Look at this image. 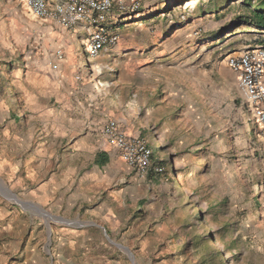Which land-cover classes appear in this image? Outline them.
<instances>
[{
  "label": "rangeland",
  "instance_id": "1",
  "mask_svg": "<svg viewBox=\"0 0 264 264\" xmlns=\"http://www.w3.org/2000/svg\"><path fill=\"white\" fill-rule=\"evenodd\" d=\"M131 1L114 0L109 19L125 20L120 7ZM145 1L138 13L148 11L149 17L131 35L138 45L132 64L144 67L149 82L141 96L147 104L129 116L147 121V134L158 141L161 153L149 176L161 179L165 231L161 236L145 231L143 204L134 198L122 204L118 183L110 193L116 195V210L96 211L92 218L84 214L77 223L53 218L43 228L39 251L29 249L28 262L21 254L22 264H264V139L249 121L235 75L225 63L228 55L264 44V35L236 24L245 14L243 0H148L153 4L143 8ZM84 31L35 18L23 0H0V66L12 64L10 73L0 68V197L11 207L29 208L30 194L58 168L37 150L48 132L65 131L67 76L85 61L89 74L79 82L86 88L78 114L94 117L110 103L111 80L128 66L124 57L89 59ZM123 126L126 132L133 129ZM141 137L149 142L147 135ZM108 196L101 194L88 205ZM46 197L60 208L63 197L51 192ZM152 209L157 212L155 205ZM212 239L211 253L219 248L225 257L208 255L203 242Z\"/></svg>",
  "mask_w": 264,
  "mask_h": 264
},
{
  "label": "crops",
  "instance_id": "2",
  "mask_svg": "<svg viewBox=\"0 0 264 264\" xmlns=\"http://www.w3.org/2000/svg\"><path fill=\"white\" fill-rule=\"evenodd\" d=\"M148 3V0L145 1L143 8L153 4ZM148 15V11H143L134 14L132 19L125 15L124 21L108 19L106 25L111 31L118 34L119 41L116 46L103 52L99 59L104 61L105 56L113 59L124 57L129 63L124 71L119 73L118 78H114L113 81L110 79L112 86L110 88V103L102 104L100 110H95L97 115L93 117L92 114H89L87 118H84L78 114L79 109L80 111L84 110V102H81V98L86 88L79 82L89 74L86 71H89V68L86 69L84 66L85 61L76 67V72H71L67 76L68 81L64 85L63 91L65 92L64 97L69 98L64 102L68 115L66 122L61 126L65 131L61 135L48 132L38 144L37 150L40 155L44 153L47 159H54L58 162L56 172L42 183L36 192L30 194L27 204L30 206L29 208L11 207L9 203L6 204L3 197H0V264H22L19 257L23 253L26 254L25 261L28 262L29 249H33V252L39 251L38 245L43 239V228H47V222L52 223L53 218L58 221L64 220L67 223H77L84 214L92 218L96 211L103 213L105 209L116 210V195L110 193L118 183L123 185L120 195L122 204L127 200L132 201L133 198L137 204H143L142 213L144 216H142L141 225L145 231H148L150 235L158 236L164 233V228L160 226L163 214L161 213L162 202L157 185L161 181L160 177L150 175L146 178H139L126 166L119 155L107 146L102 135L105 125L110 120H115L123 128L124 124L133 126L132 131L127 129L128 134L132 136L147 135L154 152L153 159L161 153L156 151L159 148L158 141L152 140L151 135L147 134L148 122L141 119L138 121V115H135L134 118L129 116L147 104L141 103V96H143L144 87L149 85V82L144 80L145 72L144 69H141L144 67L137 68L132 64L133 60H137L135 49L138 48V45H133L135 41L131 32L142 29L145 25L142 24V21L146 20ZM160 19L163 20V17ZM259 46L264 47V44H259ZM122 54L126 55L122 56ZM60 59L58 61H63V58ZM109 65L110 63L107 64V67ZM81 69L83 70L81 71ZM74 76L76 77L74 78ZM106 79L109 80L108 75ZM93 87L92 82L87 85L90 94L94 91ZM127 116L129 117L127 118ZM99 159L105 160L106 164H99ZM48 191L53 195H58L59 198L63 197V200L59 202L60 208L49 204L48 197H46ZM106 192L109 193L106 201L98 202L92 206L88 205L97 196L100 200V195ZM133 193L136 194L135 197H132ZM140 193L141 195H139ZM106 202H111V204L106 205ZM154 205L157 212L152 209ZM54 208L59 210L56 211ZM83 208L86 209L84 213L81 212ZM71 228L74 229L73 231L78 230L72 226ZM28 234L29 238H27ZM22 248L25 251H22Z\"/></svg>",
  "mask_w": 264,
  "mask_h": 264
},
{
  "label": "built area",
  "instance_id": "3",
  "mask_svg": "<svg viewBox=\"0 0 264 264\" xmlns=\"http://www.w3.org/2000/svg\"><path fill=\"white\" fill-rule=\"evenodd\" d=\"M27 9L37 19L50 22L69 31L82 28L86 33L84 50L89 58L96 59L117 45L119 36L107 27L114 10V0H23ZM145 0H132L121 6L122 13L130 19L137 14ZM74 42L78 43V35ZM59 52V58H63ZM225 63L235 75L239 95L246 107L249 121L264 139V47L249 46L243 51L226 56ZM103 138L139 178L149 176L154 152L143 137L128 134L115 120H110L102 130Z\"/></svg>",
  "mask_w": 264,
  "mask_h": 264
},
{
  "label": "trees",
  "instance_id": "4",
  "mask_svg": "<svg viewBox=\"0 0 264 264\" xmlns=\"http://www.w3.org/2000/svg\"><path fill=\"white\" fill-rule=\"evenodd\" d=\"M240 8H244L245 14L236 18V24L250 25L255 30L260 31L262 35H264V0H243ZM4 66L7 67L6 70L8 73H10L12 64H8V66L7 64H4V65H1L0 68L2 69ZM168 159H170V157H168ZM98 163L101 165H105L106 161L103 159H99ZM261 206H262V203L260 201H257V204L255 205V207L259 208ZM203 244H204L206 251L208 252V255H210L211 258L215 259L216 255L225 257L224 251H221L219 248L217 250L218 252L217 254L211 253V250H212L211 245L216 246L215 240L212 239L211 244H209L207 241H204Z\"/></svg>",
  "mask_w": 264,
  "mask_h": 264
},
{
  "label": "water",
  "instance_id": "5",
  "mask_svg": "<svg viewBox=\"0 0 264 264\" xmlns=\"http://www.w3.org/2000/svg\"><path fill=\"white\" fill-rule=\"evenodd\" d=\"M11 196H12V198H13L16 202H18L19 204H21V205L26 204L24 201L18 200L14 195L11 194ZM120 247H121V246H120ZM122 248L128 252L129 256H130L131 259H132V262H134V261H133V256H132V254L129 252V250H128L127 248H124V247H122Z\"/></svg>",
  "mask_w": 264,
  "mask_h": 264
},
{
  "label": "bare ground",
  "instance_id": "6",
  "mask_svg": "<svg viewBox=\"0 0 264 264\" xmlns=\"http://www.w3.org/2000/svg\"><path fill=\"white\" fill-rule=\"evenodd\" d=\"M188 5L191 6L192 4L188 3ZM188 5H187V6H188ZM186 8H187V7H186ZM87 72H88V71H87ZM98 83H99L98 85H99L100 87H102V88H104V89L106 88V86H105L103 83H101V82H98ZM2 186H3V185H2Z\"/></svg>",
  "mask_w": 264,
  "mask_h": 264
}]
</instances>
